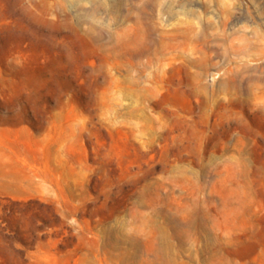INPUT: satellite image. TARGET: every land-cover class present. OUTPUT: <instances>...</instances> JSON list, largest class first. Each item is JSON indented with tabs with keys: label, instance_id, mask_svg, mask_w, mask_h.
I'll return each instance as SVG.
<instances>
[{
	"label": "rangeland",
	"instance_id": "1",
	"mask_svg": "<svg viewBox=\"0 0 264 264\" xmlns=\"http://www.w3.org/2000/svg\"><path fill=\"white\" fill-rule=\"evenodd\" d=\"M0 264H264V0H0Z\"/></svg>",
	"mask_w": 264,
	"mask_h": 264
}]
</instances>
